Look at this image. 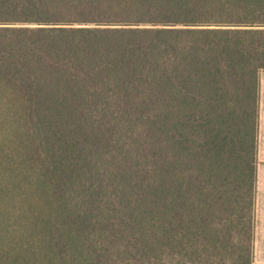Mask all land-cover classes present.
Wrapping results in <instances>:
<instances>
[{
    "label": "trees",
    "instance_id": "obj_1",
    "mask_svg": "<svg viewBox=\"0 0 264 264\" xmlns=\"http://www.w3.org/2000/svg\"><path fill=\"white\" fill-rule=\"evenodd\" d=\"M264 0H0V264H252Z\"/></svg>",
    "mask_w": 264,
    "mask_h": 264
},
{
    "label": "crops",
    "instance_id": "obj_2",
    "mask_svg": "<svg viewBox=\"0 0 264 264\" xmlns=\"http://www.w3.org/2000/svg\"><path fill=\"white\" fill-rule=\"evenodd\" d=\"M253 262L264 264V70L260 74Z\"/></svg>",
    "mask_w": 264,
    "mask_h": 264
},
{
    "label": "rangeland",
    "instance_id": "obj_3",
    "mask_svg": "<svg viewBox=\"0 0 264 264\" xmlns=\"http://www.w3.org/2000/svg\"><path fill=\"white\" fill-rule=\"evenodd\" d=\"M252 264H255L254 262Z\"/></svg>",
    "mask_w": 264,
    "mask_h": 264
}]
</instances>
